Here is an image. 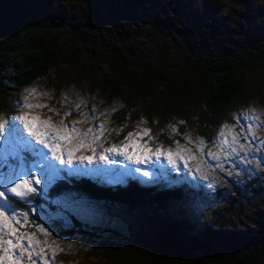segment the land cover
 <instances>
[{"label":"rangeland","instance_id":"obj_1","mask_svg":"<svg viewBox=\"0 0 264 264\" xmlns=\"http://www.w3.org/2000/svg\"><path fill=\"white\" fill-rule=\"evenodd\" d=\"M82 1L0 0V27L20 26L28 19L63 22L60 17L64 14L59 10V4L68 2L72 5ZM105 1L108 4L109 0ZM222 2V7L214 11L211 0H151L150 4L137 10L142 19L130 20L129 26L141 33L158 29L155 26L159 22L169 26L173 15L184 25L180 18L184 17L188 25L191 24L188 31L194 27L206 28L202 40L204 47L198 49L200 53L214 46V37L217 44L241 45L254 40V35H258L260 41V36L264 35V0ZM196 6L202 8V14ZM213 28L215 36L211 32ZM160 32L166 40L162 35L161 40L154 38L146 44L142 33L139 40L147 46L151 66L158 65L164 76L177 73L184 77L169 90L168 95H172L182 90L185 78L190 88L194 86V80L182 67L186 48L176 47L169 28H160ZM156 33L159 37L160 33ZM183 43L188 44L187 41ZM65 62V55H62L47 74L15 92L10 98L9 111L0 113V122L4 124L0 129V185H3L0 191L5 193L0 197V210L19 221L20 231L34 233L36 239L46 242L44 256L48 264H91L94 259L87 252H101L98 245L104 247V253H111V248L118 246L116 241L128 246L149 244L161 232L172 234L171 237H178L175 231L182 235H188V232L199 235L207 227L240 232L250 226L249 214L263 212L259 196L251 202V194L256 196L257 191L247 183L264 177V96L221 116L208 141L198 134L192 119L185 121L156 115L150 123L141 114L132 119L131 112L125 122L115 124L112 114L124 107L123 100L116 98L108 103L98 92H91ZM27 104L34 106L29 108ZM38 104L46 107H35ZM249 109H255L260 119L245 118L242 114ZM25 113L29 114V120L40 117L49 121L50 126L46 128L49 135L39 137L35 134L45 130L43 124H38L30 135L24 121L17 119ZM142 129L149 131L137 140L138 146L126 148L129 133H133L135 139V134ZM57 131L61 136L68 135L69 139L59 140ZM233 135H238V140H233ZM110 148L119 151H109ZM178 149L181 150L179 156L175 155ZM157 150L164 155H159ZM169 152L173 153L175 163L169 162ZM129 155H132L131 159ZM136 156H140L141 162L136 161ZM65 176L90 178L112 186L136 182L141 187H155L157 191L183 190L185 195L163 206L144 204L135 209L94 201L73 191L48 198L49 186ZM13 177L16 178L14 181ZM19 179L31 180V187L35 189L19 195L28 199V211L17 210L8 203L7 195L12 192L6 189L13 187ZM36 179L40 181L38 184ZM256 209L260 211L256 213ZM70 214L84 225L117 230L120 237L98 230V234H102L98 235L97 242L85 237L75 242L88 244L90 248L87 247L85 252L76 249L78 245L75 244L68 249L71 243L64 234L71 225ZM41 228L45 231L41 232ZM2 234L15 241L7 231ZM53 242L64 250L53 254ZM235 242L240 246L249 240L240 238ZM24 243L28 246L27 241ZM39 247L32 249L33 258L36 264H44Z\"/></svg>","mask_w":264,"mask_h":264},{"label":"trees","instance_id":"obj_2","mask_svg":"<svg viewBox=\"0 0 264 264\" xmlns=\"http://www.w3.org/2000/svg\"><path fill=\"white\" fill-rule=\"evenodd\" d=\"M222 1L211 0L212 10L221 8ZM150 3L151 0H109L108 4L105 0H83L72 5L61 2L58 8L64 14L60 17L64 24L28 19L20 26H1L0 113L9 111L10 98L15 92L47 74L62 55L66 58L65 65L76 71L75 75L81 77L91 92H98L108 103L116 98L123 100L124 107L112 114L115 124L125 122L131 112L132 119L141 114L150 123L156 115L192 119L198 134L210 141L221 116L264 96V35L260 41L254 35V40L241 45L217 44L214 37V46L200 53L198 49L204 47L205 26L188 31L191 24L180 17L184 23L181 25L173 14L169 26L159 22L155 26L158 29L141 32L145 42L154 38L161 40L164 34L160 28H169L176 47L186 48L182 67L191 75L194 86L190 88L185 78L182 90L168 95L184 77L177 73L167 77L159 72L158 65L151 66L147 42L139 40L141 33L129 26L130 20L142 19L137 10ZM198 10L202 14V8ZM156 32L160 33L159 37ZM259 180L247 184H252L251 188L257 191L256 196L251 194V202L259 196L263 212L249 214L251 223L246 230L226 232L223 228L207 227L199 235L175 231L178 237H171L172 234L161 232L149 244L128 246L116 241L118 246L111 248V253H104V247L99 245L101 252H87L94 259L91 264H264V177ZM66 191L131 209L144 204L163 206L185 195L183 190L157 191L155 187H141L136 182L112 186L90 178L65 176L49 186L47 197L52 199ZM7 199L13 208L28 211V199L13 193ZM68 217L71 225L64 234L71 243L68 249L78 245L75 242L83 237L97 242L98 235L102 234L98 230L120 237L117 230H102L82 224L71 214ZM240 238L249 242L238 246L235 241ZM87 245L82 243L75 248L85 252L90 248Z\"/></svg>","mask_w":264,"mask_h":264},{"label":"snow or ice","instance_id":"obj_3","mask_svg":"<svg viewBox=\"0 0 264 264\" xmlns=\"http://www.w3.org/2000/svg\"><path fill=\"white\" fill-rule=\"evenodd\" d=\"M35 90H33L34 92ZM27 107L31 108L34 105L27 104ZM35 107H46V105H35ZM255 109H249L246 113H243L242 115L247 119H254L259 120V115H256ZM28 113H25L21 115L20 117H17V119L24 121L25 127L28 129L29 134L32 135L38 124L45 125V130H41L39 132H35V134L39 137H47L49 133L46 131V128L50 126V122L47 120H41L40 117H34L32 120L28 119ZM4 124L0 122V129H3ZM148 129H142L140 133L135 134L136 138L133 139L134 134L129 133L128 139H129V145L125 146L126 148L131 146L133 148H136L137 140L142 137L143 135L148 134ZM231 131V130H229ZM221 135H224V133H221ZM56 136L59 140H68L69 136L64 135L61 136L59 134V131H57ZM233 140H238V135L232 136ZM191 142V141H189ZM226 142V141H225ZM41 143H44V140L41 139ZM202 143V142H201ZM56 147H59V145H56ZM109 151H119V149L116 148H110ZM159 155H164V153L160 150H157ZM181 150L178 149L175 155L179 156ZM169 162L175 163V161L172 159L173 153L169 152L168 154ZM132 158V155H129V159ZM90 159V158H89ZM136 161L139 163L141 162L140 156H136ZM28 173H23V175H26ZM147 175V173H145ZM16 178L13 177V181ZM12 182V181H9ZM39 179L35 180V183H39ZM32 181L29 179H19L18 182L14 183V186L10 189H6L12 193H15L17 195H25L27 192H33L35 191L34 188L31 187ZM3 186V185H0ZM5 193L4 191H0V197H4ZM25 220L27 219L26 214L24 215ZM7 231L8 235L11 237H15V241L13 239H7L2 234L3 232ZM41 232H44L45 230L43 228L40 229ZM47 235V233H46ZM25 241H27V245L25 246ZM45 241L41 239H36L35 234H28L20 231L19 228V221H15L14 217L7 215L3 210H0V264H36V260L33 258V251L32 249L36 246L39 247V254L44 256L45 253ZM64 249L60 248L55 242H53V254L56 252H61ZM44 264H48V259L46 256H44Z\"/></svg>","mask_w":264,"mask_h":264}]
</instances>
